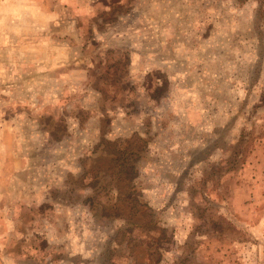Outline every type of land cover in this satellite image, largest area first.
<instances>
[{"label":"rangeland","instance_id":"rangeland-1","mask_svg":"<svg viewBox=\"0 0 264 264\" xmlns=\"http://www.w3.org/2000/svg\"><path fill=\"white\" fill-rule=\"evenodd\" d=\"M0 264H264V0H0Z\"/></svg>","mask_w":264,"mask_h":264},{"label":"trees","instance_id":"trees-1","mask_svg":"<svg viewBox=\"0 0 264 264\" xmlns=\"http://www.w3.org/2000/svg\"><path fill=\"white\" fill-rule=\"evenodd\" d=\"M137 136H133L131 138L125 139L123 144L120 145H116L118 143H116L115 141H109L106 140V144H113V148H112V153H110V160H109V164H111L114 168L117 169L118 172V178H122L121 182L120 180H117L118 183H120V185H122L123 187H126V185H128L132 179L133 176L135 174V159L136 156L138 155V151L142 148V144L138 143L137 141ZM140 139V138H139ZM134 140L135 144H132L131 141ZM138 145H137V144ZM112 208V206H110ZM118 207V206H117ZM128 208L123 212V214H136L137 210L135 208V206H127ZM117 209V208H115ZM145 209L144 210H140L139 214H145ZM111 212H114L116 214H121L122 210L120 212V210L115 211L113 208L111 209ZM146 215V214H145ZM149 219V217H146ZM148 221V220H147ZM148 223V222H146ZM149 227H151L152 225L147 224Z\"/></svg>","mask_w":264,"mask_h":264}]
</instances>
